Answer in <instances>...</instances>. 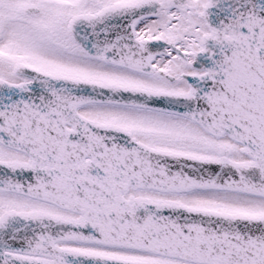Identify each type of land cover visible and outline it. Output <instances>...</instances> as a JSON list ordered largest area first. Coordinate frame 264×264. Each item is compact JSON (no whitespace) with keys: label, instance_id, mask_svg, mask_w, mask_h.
Wrapping results in <instances>:
<instances>
[{"label":"snow or ice","instance_id":"6c2138e0","mask_svg":"<svg viewBox=\"0 0 264 264\" xmlns=\"http://www.w3.org/2000/svg\"><path fill=\"white\" fill-rule=\"evenodd\" d=\"M0 264H264V0H0Z\"/></svg>","mask_w":264,"mask_h":264}]
</instances>
